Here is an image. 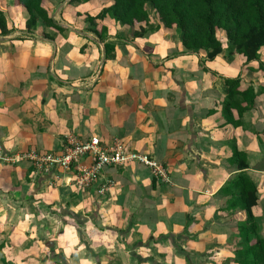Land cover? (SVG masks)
I'll use <instances>...</instances> for the list:
<instances>
[{
  "label": "crops",
  "instance_id": "obj_1",
  "mask_svg": "<svg viewBox=\"0 0 264 264\" xmlns=\"http://www.w3.org/2000/svg\"><path fill=\"white\" fill-rule=\"evenodd\" d=\"M57 1L43 7L61 31L28 34L21 8V34L7 21L0 35V264H238L240 175L257 189L251 212L264 241V47L257 62L225 51L207 61L151 14L143 28L158 30L133 37L140 26L86 20L106 1ZM235 79L256 95L241 115L225 112V81ZM94 137L153 157L170 183L137 164L107 168L100 196L99 184L83 193L67 185L70 172L36 174L19 159Z\"/></svg>",
  "mask_w": 264,
  "mask_h": 264
},
{
  "label": "trees",
  "instance_id": "obj_2",
  "mask_svg": "<svg viewBox=\"0 0 264 264\" xmlns=\"http://www.w3.org/2000/svg\"><path fill=\"white\" fill-rule=\"evenodd\" d=\"M54 0H13L16 7L27 13L25 29L28 34L34 32L38 25L46 29L61 31L54 20L48 16L44 4ZM63 1V0H62ZM93 0H71V3H87ZM110 3L95 18L86 17L93 23L110 17L121 26L131 30L140 26L133 37H141L148 30L150 19L147 7L155 11L157 19L164 28L177 32L182 47L192 54L204 53L207 61H213L224 52L217 33L222 32L228 43L225 51L227 57L240 55L246 62H257L259 51L264 47V0H101ZM151 29L149 31H154ZM105 33L101 28L96 32L99 38ZM7 34L6 20L0 11V35ZM113 48L105 45V49ZM259 67L262 68L260 65ZM227 96L225 112L232 109L239 115L254 106L255 93L252 88L239 92L240 79L226 80ZM235 157L243 155L236 152ZM245 169V162L238 165ZM236 192L242 210L246 212L247 221L240 225L239 235L245 246L239 253L238 264H264V241L257 237L258 226L252 216L251 209L257 202V189L244 175L236 181ZM254 236V241L250 236ZM4 264V263H3Z\"/></svg>",
  "mask_w": 264,
  "mask_h": 264
},
{
  "label": "built area",
  "instance_id": "obj_3",
  "mask_svg": "<svg viewBox=\"0 0 264 264\" xmlns=\"http://www.w3.org/2000/svg\"><path fill=\"white\" fill-rule=\"evenodd\" d=\"M28 159L36 173L51 175L53 171L70 172L67 184L86 193L99 184L98 195H104L111 187L110 181H103V172L107 168H123L128 165H141L151 171L153 180L159 184H169L167 169L156 162L153 157L129 151L121 141L115 140L111 145H105L94 137L80 142L68 138L59 154L28 153L19 159Z\"/></svg>",
  "mask_w": 264,
  "mask_h": 264
},
{
  "label": "rangeland",
  "instance_id": "obj_4",
  "mask_svg": "<svg viewBox=\"0 0 264 264\" xmlns=\"http://www.w3.org/2000/svg\"><path fill=\"white\" fill-rule=\"evenodd\" d=\"M60 3L61 2L58 0L53 5H59ZM0 11L3 12L6 22L9 21L11 23V25H15L16 27L14 29L16 31H18L17 30L18 29L17 26L18 25L21 26V24L23 22V14H24V11L20 7H16L14 5L13 0H0ZM147 12L149 13V15L150 14L152 15L151 18H153V22H155L154 21V19H155V20H157L161 24V22L157 19V16H156V13H155L154 10H152L150 7H147ZM21 16H22V18H21ZM151 18L149 16L150 22H151ZM25 19H26V16H25ZM150 22H149V24H150ZM148 26H146V27H148ZM10 27L13 28V26H10ZM151 29L153 30L154 28H151V27L148 28V30H151ZM155 30L157 31L158 29H155ZM18 33L21 34V32H19V31H18ZM217 38L221 41V43H222V45L224 47V51H227V49H228V43H227V40L225 39L224 34L222 32H218L217 33ZM36 154L38 155V153H36ZM68 186L71 187L72 185L69 184Z\"/></svg>",
  "mask_w": 264,
  "mask_h": 264
},
{
  "label": "clouds",
  "instance_id": "obj_5",
  "mask_svg": "<svg viewBox=\"0 0 264 264\" xmlns=\"http://www.w3.org/2000/svg\"><path fill=\"white\" fill-rule=\"evenodd\" d=\"M160 103H165V102L163 100H161ZM3 111H7V109L5 108V109H3ZM149 123H151V121H149ZM221 151H223V150H221ZM214 162L219 163V161H214ZM144 183L147 184L148 181H144ZM222 239H223V237H222Z\"/></svg>",
  "mask_w": 264,
  "mask_h": 264
}]
</instances>
